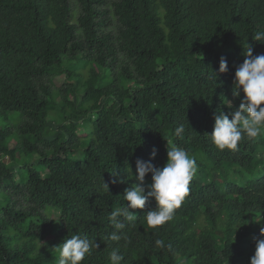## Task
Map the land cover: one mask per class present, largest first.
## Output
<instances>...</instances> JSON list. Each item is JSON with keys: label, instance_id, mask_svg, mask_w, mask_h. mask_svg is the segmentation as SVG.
<instances>
[{"label": "trees", "instance_id": "obj_1", "mask_svg": "<svg viewBox=\"0 0 264 264\" xmlns=\"http://www.w3.org/2000/svg\"><path fill=\"white\" fill-rule=\"evenodd\" d=\"M259 30L264 0H0V264H58L73 234L99 245L83 264H111L109 214L127 205L137 159L155 148L164 166L168 140L196 160L190 193L156 229L143 219L154 199L131 210L121 264H250L264 227V149L252 146L264 136L220 151L205 133L227 100L238 108L236 66L248 44L264 53Z\"/></svg>", "mask_w": 264, "mask_h": 264}, {"label": "clouds", "instance_id": "obj_2", "mask_svg": "<svg viewBox=\"0 0 264 264\" xmlns=\"http://www.w3.org/2000/svg\"><path fill=\"white\" fill-rule=\"evenodd\" d=\"M251 39L264 40V30L256 31ZM227 70V61L222 57L219 62V72L225 73ZM209 76L214 79L216 73L212 71ZM233 85L234 97H240L243 92L238 108H233L232 101L227 100L226 104L232 111L228 114L223 111L216 112L212 133H205L220 151L225 149L236 151L243 139L255 140L264 136V53L253 55L252 46L248 44L243 63L236 66ZM184 132L183 123L174 129V135L177 137H182ZM252 147L256 154H261L264 149L260 144ZM156 154L157 149L153 148L148 161L136 160L137 183L127 187L123 194L127 205L117 207L109 214L113 231L106 240L109 246L112 243L117 245L111 247L108 253L111 264H121L124 260L119 242L122 240L125 243L130 242L129 235L124 230L134 227L137 221V215L131 210L144 209L146 204L154 199L156 207L148 211L143 219L149 228L156 229L174 219L176 210L182 206L190 193V182L198 170L195 158L184 148L173 144L171 140L167 141V161L162 168L154 166L151 162ZM149 173L152 182L145 185V177ZM103 188L109 192V186L104 180ZM254 240L255 253L250 258V264H264V227H261L260 236L254 237ZM155 244L158 248L165 247L162 239H157ZM98 247L96 239L87 235L73 234L54 249L58 253V264H83L85 258L91 256ZM168 247L170 248L171 245Z\"/></svg>", "mask_w": 264, "mask_h": 264}, {"label": "rangeland", "instance_id": "obj_3", "mask_svg": "<svg viewBox=\"0 0 264 264\" xmlns=\"http://www.w3.org/2000/svg\"><path fill=\"white\" fill-rule=\"evenodd\" d=\"M104 20L106 21V26H105V29L107 30V29H113L114 27H115V25H116V22H115V19L109 14V13H107V15L104 17ZM83 72H84V74L86 73V70H83ZM58 78V77H57ZM55 79H56V77H53V80L52 81H55ZM59 79V78H58ZM60 81V80H59ZM58 81V82H59ZM57 82V83H58ZM46 84L47 85H49L47 82H46ZM55 84V83H54ZM50 86V85H49ZM52 89L53 90H55V86L53 85L52 86ZM50 113H52V112H50ZM51 115V114H50ZM80 133V132H79ZM133 173V178H134V182L135 183H137V181H136V171H133L132 172ZM151 180H149V179H147V178H145V185H148V184H151ZM51 217L54 219V217H55V214L54 213H52L51 214Z\"/></svg>", "mask_w": 264, "mask_h": 264}]
</instances>
